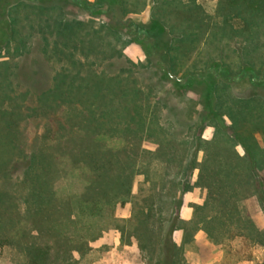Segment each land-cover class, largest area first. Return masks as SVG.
I'll return each mask as SVG.
<instances>
[{
    "label": "rangeland",
    "instance_id": "374dc122",
    "mask_svg": "<svg viewBox=\"0 0 264 264\" xmlns=\"http://www.w3.org/2000/svg\"><path fill=\"white\" fill-rule=\"evenodd\" d=\"M230 1L123 0L124 18L185 36V59L169 51L172 72L183 76L213 62L235 76L216 81L218 126L195 92L161 77L147 43L111 26L112 13L92 14L73 0H0V239L10 240L0 244V264H25L16 246L22 234L47 247L48 264H264V127L242 123L253 155L233 139L224 148L214 141L220 126L234 137L226 110L237 113V99L258 94L255 101L264 102V8ZM244 70L259 84L240 78ZM100 77L117 82V95L126 90L124 99L106 100L113 109L109 126L122 136L97 139L101 148L135 158L134 198L114 205L115 222L107 226L102 217L82 230L76 211L67 220L57 204L89 181L73 158L80 149H97L95 134L84 127L87 108L104 103L94 96L96 84L104 88ZM218 162L234 173L217 174ZM232 193L237 197L229 203ZM173 222L168 258L162 240ZM66 236L71 242L63 248H71L64 254L58 244ZM81 240L88 241L83 252L75 248Z\"/></svg>",
    "mask_w": 264,
    "mask_h": 264
},
{
    "label": "trees",
    "instance_id": "16d2710c",
    "mask_svg": "<svg viewBox=\"0 0 264 264\" xmlns=\"http://www.w3.org/2000/svg\"><path fill=\"white\" fill-rule=\"evenodd\" d=\"M73 1L80 8L85 9L92 14L103 12L104 10L112 13V15H110L111 26L115 29L123 30V32L127 33L133 40L137 42L147 43L150 47L147 48V52H152L155 47L160 46L159 44L161 41L159 39H161L162 35H164V31L159 32L155 27L149 29L129 18H124L122 16L125 12L123 0H95L91 3H88L86 0ZM244 1H249L251 4V8L258 10L264 8V0H231L230 2L232 5H241V3H243ZM261 6H263V8H261ZM112 21L121 22L122 25L120 26ZM161 43V45L164 47L165 43ZM158 63L159 64L154 65V67L163 79L168 80L177 87L195 92L200 99V103L205 115L209 118L217 120L218 126L221 125L220 116L223 114V111L218 106H221L222 104L217 101V107H214L216 103V101H214V98H216V81L219 79L232 80L235 78L234 75H231L229 73V70L226 67H220L217 63L210 62L203 71L178 77L162 67V64H164L163 57L160 58V61ZM248 72L246 70L242 71V75L240 76V78L246 77L252 83L254 82V84L258 85L259 78L250 73L251 71L249 73ZM99 79L102 80L104 88H100L101 83L96 84V93L94 94V96H100L103 99L104 103L101 106H89L87 108V126H83L84 130L87 129L90 133L95 134L94 136L96 138L94 137V140L97 149H80L75 152L73 158L76 163H82L83 166H85L89 175V181L84 184L82 191L79 194L70 193L65 200H62L57 204V207L60 205V208H64L66 210L67 220L70 219V214L76 211L75 214L77 215H75V217L78 220H82V224H80L77 228L82 230L86 227L88 228L89 226L94 227L95 223L97 222L96 220L102 217H106L109 221L107 222V226L112 222H115L116 219L112 217V210L114 208V205L117 202L123 203L125 201H128L130 198H134L130 190L132 176L136 171L134 160L135 158L133 157V155H129L128 153H124L125 155L121 157L119 153L120 149H103L100 147L101 145L98 142L99 138L97 139V136L103 134L108 135V137H112L117 133L120 134L119 131H121V129L119 127L109 126V123L112 122L111 112L113 111V109H111V107L107 105L106 100L108 99L109 101H112V97H116L118 95L120 96V98L124 99L126 90L120 88V94L117 95V82H114L115 84H113L111 83V79H107V81L104 80L103 77H100ZM99 91L103 92L99 94ZM256 96L259 95L257 94L248 98L237 99L238 103L240 104V109L237 111V113L230 108H227L226 114L230 119V125L234 132V137L231 138L225 133L224 129L221 126L218 127V131L221 133L214 139L215 144L218 148H224L231 145L232 140L230 139H233L235 142H240L243 145L244 149L249 154L251 153L253 155V149L250 142L251 137L243 133L241 127L243 121H253L254 123L252 122V124L262 125L264 127V120L262 121V124L254 121L256 117L259 118V115L264 119V102L261 103L259 102V100L255 101V99H257ZM76 100L79 101L80 99L78 98ZM121 108L122 109H120V114L123 116L127 112V107L122 106ZM130 109V121L132 123H136L138 120V113L135 107L132 106ZM73 126L78 127L77 124H73ZM119 136H122V134H120ZM235 158L237 161H242V159L238 157ZM217 159H219V157ZM248 165L247 173L249 169L251 175V167L250 164ZM205 166L206 165L204 164L201 167L204 169ZM217 166H219L218 169H216L217 171H215L217 174L221 173L223 175H230L234 173L229 165H227L228 168H226L225 170H223L221 162H218ZM201 182H204L203 184H206L208 188H211L210 182H207L206 179H202ZM211 190L213 191V189ZM51 194H53V196L51 195L52 199L56 198L53 191L51 192ZM232 194L233 195L231 196L233 200L230 201L228 197L226 198L227 200H229V203L234 201V196L237 197L236 194ZM36 196L40 197V201L43 200L41 198L42 195L40 192H37ZM53 206L55 208L56 204L54 203ZM233 208V211L236 213L237 209L235 207ZM42 210L48 218L49 216H47V214L49 213V211L47 210V207L45 208L44 206ZM173 226H175L174 222L168 227L162 240L161 250L162 252L167 254L168 258L169 255H171L174 246L171 240V232ZM101 228H98L96 231L98 232V230H100ZM62 236L65 235L62 234ZM26 237V235L22 234L19 240H17L16 242V246L25 257V264H48L49 250L47 249V247L28 243L26 241ZM62 240H64V243L58 244V248L62 249V253L64 252V254H66L71 247L65 249L66 247L63 248V245L70 244L69 242H71V240L67 236L65 238H62ZM3 241L9 242L10 240L8 241V239H0V244ZM78 242L79 243L75 245L77 251L83 252L88 248V241L81 240Z\"/></svg>",
    "mask_w": 264,
    "mask_h": 264
},
{
    "label": "crops",
    "instance_id": "0c3cea01",
    "mask_svg": "<svg viewBox=\"0 0 264 264\" xmlns=\"http://www.w3.org/2000/svg\"><path fill=\"white\" fill-rule=\"evenodd\" d=\"M140 24H142L144 27H147L148 26L147 25L148 24V21L146 20L144 22H141ZM164 33L166 35V37H165V42L166 43L164 42L165 43V46L163 47V49L160 50L159 49V46H157V47H155L153 49L152 52L149 51V52H147V54L149 55L150 58L151 57L155 58V60H154L155 62H153V59L151 58V62L153 64V66L154 65H158L159 64L158 62L160 61V58L163 57L164 64H162L163 65L162 67L164 69H167L170 73H173L174 75L178 76L176 72L174 73V72H172L173 70H171V69H173L172 66H171V62H172L171 59H172V55L173 54L170 53L169 51L171 49H173L176 53H179L181 56L184 55V59H185L186 53L189 51L190 47L189 48H186L185 47L184 42H183L184 39H185L184 38L185 36H183L181 34V32H179V33H170L169 30L167 31V29H164ZM175 36L177 38L173 40V38ZM147 51H148V49H147ZM186 74H190V72L185 73V75ZM178 77H180V76H178Z\"/></svg>",
    "mask_w": 264,
    "mask_h": 264
}]
</instances>
